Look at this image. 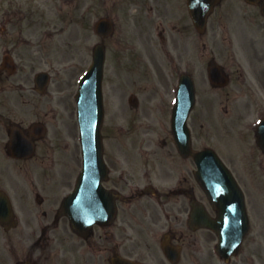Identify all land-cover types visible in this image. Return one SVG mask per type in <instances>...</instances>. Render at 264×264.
Segmentation results:
<instances>
[{"label":"flooded vegetation","instance_id":"flooded-vegetation-1","mask_svg":"<svg viewBox=\"0 0 264 264\" xmlns=\"http://www.w3.org/2000/svg\"><path fill=\"white\" fill-rule=\"evenodd\" d=\"M34 15L30 10L18 11L13 0H6L5 25L0 33L4 41L0 44V162L7 164L4 165L7 173L2 172L0 164V208L1 201L6 205L10 201V212L1 214L0 219V264H120L123 259L145 264H264V149L258 145L256 134V123L264 117V79L260 78L264 64L259 67L254 64L253 68L247 64L238 66L233 90L226 98V104L232 105L235 112L227 115L234 124L245 128L249 147L243 157L246 168L239 163L241 155L230 158L250 222L236 252L230 256L223 254L220 234L196 223L197 218H202L200 206H205L212 217L218 211L199 183L194 163L180 154L170 133L157 142L151 138L129 141L135 143L131 146L118 140L114 152L109 142L105 148L110 171L103 189L104 220L79 227L61 212L66 188L75 184L76 155L70 150L67 152L70 161L64 163L59 156L64 144L71 147L74 135L71 119L60 116V105L67 99L61 97V80L55 76L61 63L59 34L44 28L43 19L35 21ZM23 21L38 26L18 28ZM171 21L168 23L175 29L176 23ZM219 30L220 22L211 19L208 30L200 34L202 48L215 51L221 47ZM160 39L169 46V39L162 33ZM242 47L246 48V44ZM136 49L133 46L123 51L128 52L127 58L138 74L147 61L135 59L140 55ZM170 51L166 49V55L172 59ZM229 58L236 61L235 53ZM163 62L159 63V69L165 72ZM41 68L51 74L44 91L38 89L35 76ZM126 93H115L121 101L114 111L124 118L122 104ZM129 99L130 95L131 106ZM140 100L132 110L141 109ZM201 111L200 116L205 119L204 110ZM139 122L142 134L149 119ZM12 133L33 146L32 156L19 159L10 154ZM124 147L140 150L148 162L138 164L129 157L125 159ZM152 153L158 154L156 159L160 162L150 160ZM176 159L181 160L183 167L175 164ZM13 163H23L29 168L24 172L25 182L18 183L21 186L15 187L16 190L12 181ZM223 200L231 202L233 198ZM193 207L200 212L195 213ZM163 242L170 249L168 252Z\"/></svg>","mask_w":264,"mask_h":264},{"label":"rangeland","instance_id":"rangeland-1","mask_svg":"<svg viewBox=\"0 0 264 264\" xmlns=\"http://www.w3.org/2000/svg\"><path fill=\"white\" fill-rule=\"evenodd\" d=\"M17 1L19 2L14 6L16 9L19 8L23 11L33 7L34 11L37 12V9L42 7L44 18L43 27L57 28L60 31L59 48L61 51V72L59 73V76L62 77L61 79L63 83L72 81V85L68 89L60 85V89L62 91L61 97L67 99L65 102L62 101V104L60 105V116L63 118L62 116L65 115V117L70 118L72 124H75L76 121L74 93L77 87V80L84 68L87 66L93 46L100 40V38L95 33V23L101 16H109L116 22L117 31L115 37L108 41L109 48H111L109 49L108 68H110V72L112 73L109 74L110 77H107V81L104 85L107 98V116L104 127V136L106 137V140L110 141L112 152L116 151L115 145H118V140L125 141L121 143L124 146H130L127 141H142V139L146 140L151 138L157 142L160 139L162 140L167 138L170 124L169 114H166V106L170 102L173 89L176 86L175 82L177 79V71H180L185 67L191 71L195 70L199 79L198 86L203 90L201 99L209 101V95L210 100L213 99L212 95L215 91L210 88L208 85L209 83H207V73L205 71L206 65L204 63L205 55L208 54L210 50L202 48L201 45H199V47L197 46V44L201 42V39H199V36L195 35L196 33L193 31V27L191 28V26L188 25L189 21L187 20L188 12L186 0ZM5 5V1L0 0V33L3 32L2 27L5 24V20L1 18V15L5 10ZM153 11L156 12V15L160 18L156 20V22L164 19L165 21H169V23L170 20H172L171 22L174 25L176 23L175 29H173L172 25L166 23L168 30L165 31V36L169 39V46L164 45L161 39L157 38L158 34L161 33V28L157 30L155 29V20L152 18H157V16H152L151 12ZM216 11L221 17L223 16L227 19L231 17V21L228 22V26L234 31V33L235 29L238 32L240 30L242 32L246 30L247 34L252 37L253 44H249L246 42L245 36L243 34L239 35V39L246 42V48L243 53L246 58L245 64H247V66L250 65L252 68L254 64L257 67H259L261 63L263 65L264 24L259 20V10L255 7L248 6L244 0H224L223 5L220 6ZM224 12L225 14H222ZM35 16L38 17V19H42V17H40L41 15ZM133 16L138 17V22L141 21L142 18H149L147 20L148 24L146 25L143 21L141 22L140 26L138 25V22L136 23L138 27H141L136 34L135 31L137 27H135L134 23L136 21ZM214 16L213 17L216 20H219V16ZM227 19H223L225 24ZM37 26L38 25H35L32 21L29 23H27V21H23V23H19L17 27H23L27 30L28 27L37 28ZM1 39L2 37L0 36V44L4 42ZM126 39L129 42H132L134 45H137L136 43H138L142 47V49L138 48L141 50L139 52L141 55L136 56V60L139 59V56L142 60H145L146 56L148 57L147 63L144 62L146 70L144 74L142 73L145 80H140L128 69L127 72L131 77H133V83L127 82L125 79L118 80L116 77V72L118 71V65L116 63L117 58L115 57L118 52L116 44L124 43L126 42ZM186 41L189 42V47L190 45L192 46V51H190L191 48H188V50L186 49ZM166 49H171L170 53L173 61H164L166 60ZM126 58L127 55L122 53L120 59L123 61ZM161 62H163V65L169 67L174 73L171 83L164 76L165 74L160 72L159 63ZM201 63L205 65L204 68L200 66ZM260 74V78L264 79V72H261ZM145 84L148 85L150 89H142L141 86ZM143 90L151 95H144ZM228 90H231V86ZM124 92H127L125 101L122 104V108H125L123 113L125 118L121 115H116L113 113L114 109L118 107V104L121 101V97H118L115 93ZM130 92H140V94H142L141 109L138 112L129 108L128 95ZM68 93H71V95L73 94L72 100H70L71 97L68 99ZM200 108L201 105L197 108L196 113L193 114L191 120V123L193 124L192 126L195 125L196 130L201 131L199 135L200 140L214 141L211 143H215L217 145L218 149L223 153L222 155L227 160L230 159V154H232V151H235L240 155L247 152V144H239L240 137L237 135V131L234 133V129H232L228 135L223 136V130L218 129V122L210 120L207 125V122L209 121V114L207 111L204 112L205 119L201 118L200 114H203V112ZM205 108H208V103L206 104ZM216 112L218 113V110ZM138 119L139 121L141 119H149V124L144 127L145 130L142 134V129ZM118 123L120 125V129L119 127L115 126V124ZM206 125L209 130L204 129V126ZM221 128H224V122L221 123ZM77 131L78 129L76 121V137H72L71 141H76V144L78 143L77 145L80 147L79 139L77 138ZM133 144L135 145V143ZM136 145L142 144L136 142ZM201 145L202 144H199V146ZM228 148H230L232 151L230 152ZM122 152L125 159L129 157L132 160L137 161L138 164L148 162L146 159L144 161L140 150L139 153L133 148L127 149L124 147V149L122 148ZM158 152L163 153L162 150H159ZM163 154L166 155L165 153ZM157 155L158 154L155 155L152 153L150 160L156 162L153 159H156ZM59 156L62 160V163H64L63 161H70L68 158L69 154L67 153V150L63 149V147L59 149ZM160 156L162 157V154H160ZM157 161L160 162L159 160ZM174 162L175 164L179 163L177 166L183 167V165H180L182 164L180 159H176ZM0 164L2 167V172L7 173V168L4 167V165L7 166V164L4 162H0ZM160 165L162 164L160 163ZM189 165L190 167L192 166L190 162ZM11 170L13 174V189L16 190L15 187H20L21 185L19 184L21 182H25L24 172L26 170L23 171L21 169V164L13 165Z\"/></svg>","mask_w":264,"mask_h":264},{"label":"water","instance_id":"water-1","mask_svg":"<svg viewBox=\"0 0 264 264\" xmlns=\"http://www.w3.org/2000/svg\"><path fill=\"white\" fill-rule=\"evenodd\" d=\"M198 1L199 0H189L191 12L196 20L198 19L197 13L200 11L197 7ZM112 28L113 26L108 20H102L99 23V31H101L102 34H107V30L110 31ZM104 61L105 49L102 45H99L95 49V64L82 80L81 89L78 94L79 118L82 128L84 155L87 159V164L90 163V156L98 160L102 159L100 127L103 121V107L100 84L103 75ZM184 110L185 108L184 106L182 107L180 102L178 106L180 124H184V120L181 121L184 115L182 116L180 113L183 111L182 113L186 114Z\"/></svg>","mask_w":264,"mask_h":264}]
</instances>
